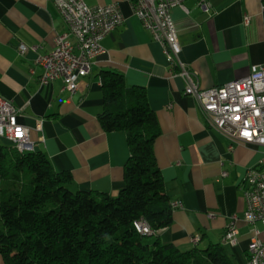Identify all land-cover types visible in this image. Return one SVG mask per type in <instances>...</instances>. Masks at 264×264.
<instances>
[{"label": "crops", "instance_id": "0c3cea01", "mask_svg": "<svg viewBox=\"0 0 264 264\" xmlns=\"http://www.w3.org/2000/svg\"><path fill=\"white\" fill-rule=\"evenodd\" d=\"M85 1L89 6L119 2L125 21L102 40L105 51L94 61L89 90L72 95L60 79L40 83L38 57L53 51L56 35L67 30L55 0H0V95L18 109L21 124L34 128L43 120L45 142L36 143L35 151H43L56 171H69L74 189L116 197L125 187L130 148L126 132H107L100 121L102 73L117 71L128 85L144 88L161 129L155 155L166 191L172 203H183L174 209L173 224L149 235L146 243L160 239L183 250L226 248L225 232L237 216L239 242L226 249L235 264H245L251 228L244 220V184L248 170L264 164V146L232 142L208 125L130 1ZM200 1L187 0L173 17L181 61L198 74L201 87L243 78L254 65H264V0H204L209 12ZM21 44L27 53L21 54ZM31 135L36 141L35 132ZM196 235L199 243L193 241ZM0 264H7L1 249Z\"/></svg>", "mask_w": 264, "mask_h": 264}, {"label": "trees", "instance_id": "16d2710c", "mask_svg": "<svg viewBox=\"0 0 264 264\" xmlns=\"http://www.w3.org/2000/svg\"><path fill=\"white\" fill-rule=\"evenodd\" d=\"M107 132L127 134L130 156L118 196L74 189L43 151L19 152L0 142V249L7 264H235L222 245L183 250L160 239L150 245L135 228L155 233L174 222V209L155 155L161 134L144 88L123 74L102 73ZM154 233V234H155Z\"/></svg>", "mask_w": 264, "mask_h": 264}, {"label": "built area", "instance_id": "2783aa9c", "mask_svg": "<svg viewBox=\"0 0 264 264\" xmlns=\"http://www.w3.org/2000/svg\"><path fill=\"white\" fill-rule=\"evenodd\" d=\"M128 1L143 26L161 44L167 61L178 69L177 75L186 83L185 93L197 99L208 125L209 121H216L215 129L232 142L264 146V65H254L250 74L243 78L203 89L198 74L180 58L182 47L173 10L176 7L185 9L187 0ZM55 5L67 30L56 35L53 51L38 57L37 64L43 69L40 83L43 86L60 79L72 95H84L90 88L94 61L105 51L102 40L124 23L123 11L119 2L89 6L85 0H55ZM199 5L205 12L210 11L206 1L201 0ZM245 22H250L248 15H245ZM28 50L26 45H20L21 54ZM32 131L36 141L32 139ZM0 140L19 142L20 147H35L36 143L45 142L44 122L39 120L34 128L21 124L18 109L0 95ZM244 186L247 201L244 220L251 228L245 264H264V164L248 170ZM181 207L182 201H176L173 209ZM233 220L224 240L237 246L238 217ZM138 221L142 235L155 233L147 229L146 220ZM200 240L199 235L193 239L194 243Z\"/></svg>", "mask_w": 264, "mask_h": 264}, {"label": "bare ground", "instance_id": "6f19581e", "mask_svg": "<svg viewBox=\"0 0 264 264\" xmlns=\"http://www.w3.org/2000/svg\"><path fill=\"white\" fill-rule=\"evenodd\" d=\"M209 126H211L212 128H216V121H209ZM1 141L11 143L21 153H27V152H30V151H35V147H30V148L20 147V143L19 142H13L11 140H0V142ZM172 207L173 208H176V201H174L172 203ZM134 225H135V228L137 229V231L140 233L139 221L138 220L135 221L134 222ZM147 229H152L151 228V225L149 224V222H147ZM224 242L227 243V244H229V245H232V242H230V241H225L224 240Z\"/></svg>", "mask_w": 264, "mask_h": 264}, {"label": "rangeland", "instance_id": "374dc122", "mask_svg": "<svg viewBox=\"0 0 264 264\" xmlns=\"http://www.w3.org/2000/svg\"><path fill=\"white\" fill-rule=\"evenodd\" d=\"M148 239H149V237L147 236V237L145 238V242H147ZM151 244H152V243H151ZM151 244H150V245H151ZM230 246H231V245L228 244V247H226V248L229 250V247H230Z\"/></svg>", "mask_w": 264, "mask_h": 264}]
</instances>
